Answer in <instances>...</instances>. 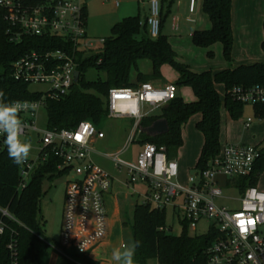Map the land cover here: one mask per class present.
Instances as JSON below:
<instances>
[{
    "label": "built area",
    "instance_id": "2783aa9c",
    "mask_svg": "<svg viewBox=\"0 0 264 264\" xmlns=\"http://www.w3.org/2000/svg\"><path fill=\"white\" fill-rule=\"evenodd\" d=\"M139 1L148 5V15L142 24L147 26L151 37L157 38L162 32V0ZM85 4L84 0H53L30 6L21 0H0V6L7 10L6 19L18 28L12 33L13 40L21 41L24 35L54 36L67 41L71 48L33 50L12 66L16 80L48 87L38 91L43 93L41 98L22 100L35 105L19 114L24 126L22 138L34 131L43 134L38 158H28L21 166L20 186L27 185L37 167L47 162L51 154L57 158L58 173L67 175L61 240L57 243L44 237L41 240L59 255L77 262L71 252L89 257L106 239L109 233L106 197L113 187L114 177L96 164L93 157L99 153L110 158L118 168L126 169L127 185H146L141 203L161 210L172 207L181 223L188 224L189 230L197 231L202 221L208 223L205 234L215 233L216 238L207 249L206 264H264V190L257 185L248 186L244 191L240 188L242 179L255 171L262 146L227 143L209 161L207 168H196L185 181L180 179L178 160L169 156L165 145L143 142L136 161L121 158L130 144L140 140L145 131L141 126L143 119L177 97L175 83L156 86L152 82H142L110 89L106 99L108 117L133 122L129 143L115 154L96 150V141L103 139L105 134L91 121L81 122L73 129L48 128L43 132L38 129V110L45 107V99L69 92L75 83L79 54L84 55L93 47L86 30ZM195 5L196 0H191V12L195 11ZM173 27L178 28L175 21ZM99 40L105 42V38ZM230 94L244 105L264 104V82L236 85ZM251 123L252 118H249L246 126L250 127ZM0 141L7 147L3 134H0ZM221 180L225 181L224 185L220 184ZM224 186L240 192L235 199L239 203L237 206L218 203V199L223 198ZM161 229L167 231L168 226ZM3 232L1 224L0 235ZM8 247L14 255V243Z\"/></svg>",
    "mask_w": 264,
    "mask_h": 264
},
{
    "label": "trees",
    "instance_id": "16d2710c",
    "mask_svg": "<svg viewBox=\"0 0 264 264\" xmlns=\"http://www.w3.org/2000/svg\"><path fill=\"white\" fill-rule=\"evenodd\" d=\"M21 1L25 5L36 6L53 0ZM232 3L233 0H204V11L209 15L212 27L209 30H196L192 35L194 44L199 47L209 48L221 42L224 57L229 65H232L234 46ZM6 14L7 10L0 6V91L5 93L3 100L12 102L39 99L43 95L42 92L31 91L29 83L14 78L13 63L33 50H71L70 44L54 36L24 35L21 41H15L12 39V33L18 28L9 23ZM84 15L87 22V4L84 6ZM166 16L167 14H162V32L157 38L150 36L147 26L142 24L140 15L127 16L113 25L112 34L105 38L102 51L86 57L79 54V82H75L69 92L56 93L45 99L48 128L73 129L84 121H91L101 127L109 114L107 100L103 98L107 99L111 88L131 87L152 79H162V68L168 64L179 74L176 86L191 87L196 100L188 102L177 96L158 113L143 119V129L159 119H166L169 130L165 134L157 135H149L144 131L139 142L149 141L159 146L165 145L169 156L174 158L184 143V125L192 116L201 114L196 128L203 134L204 144L196 168H207L209 161L221 150L222 106H225L234 120L239 119L243 113L245 105L234 99L230 94L231 88L264 82V61L230 66L217 72H196L188 64L179 61L169 37L163 33ZM262 48L264 50V40ZM208 55L214 57L212 51H209ZM145 59L152 62V72L149 74L143 73L139 68V61ZM90 68H95L105 77L94 81L86 80L85 72ZM133 71H136V80H132ZM219 84L225 86L223 99L217 88ZM253 107L256 115L264 119V104ZM57 164V158L51 154L47 162L37 167L27 185L21 187L22 165L15 164L9 158L7 147H3L0 141V225L4 226V232L0 235V264H35L40 259L38 241L43 237L39 219L40 201L44 194L42 180L46 174L58 172ZM263 172L264 146L255 171L251 176L242 179L241 190L257 185ZM134 220V238L135 241H140V247L135 253L139 264H148V260L154 257L158 259L159 264L207 263V249L215 240V233L191 235L188 224L185 223L181 235L170 234L161 229L167 226L166 210L156 209L144 203L136 205ZM11 242L15 247L14 255L8 247ZM84 264L101 262L85 256Z\"/></svg>",
    "mask_w": 264,
    "mask_h": 264
},
{
    "label": "rangeland",
    "instance_id": "374dc122",
    "mask_svg": "<svg viewBox=\"0 0 264 264\" xmlns=\"http://www.w3.org/2000/svg\"><path fill=\"white\" fill-rule=\"evenodd\" d=\"M88 9V21H87V34L93 41V47L90 50H86L85 57L98 53L103 50V43L100 42V38L109 37L112 34L113 25L119 21L123 15L124 3L127 0H84ZM134 1V0H131ZM136 7H137V1ZM255 4L254 12L252 13V25L251 30L244 35L238 37L233 47V61L232 64H236L241 58L246 55L256 56L255 62L264 61V50L262 48V39L264 36V23L261 19V9L264 7V0H252ZM117 3L120 6H117ZM190 0H175L172 11L166 12L167 16L163 26V33L176 42L177 49H175L185 59L187 57H194L196 62V53L198 51H204L205 48L199 47L191 40L190 33H193L195 29H199L202 26L205 15L202 10V0H197V14L195 18L198 23L188 20ZM134 4V5H135ZM257 6V9H256ZM134 12L137 13V8ZM144 20V14L141 13ZM179 16L181 20L178 22L179 28L173 27L174 16ZM261 20V22H260ZM221 45V44H219ZM220 51H216L214 48V59L209 60L211 66H219L225 62L221 48ZM198 54V53H197ZM204 54V55H205ZM179 56V61L182 62V57ZM207 57V55H206ZM140 69L149 71L151 66L150 60L139 61ZM236 66V65H234ZM103 73H99L95 68H90L85 72V79L88 81L98 80L104 78ZM177 71L174 68L167 70L166 78L169 80H176ZM132 79H136V71L132 73ZM156 79L149 80L152 82ZM48 87L44 84L32 83L30 84L31 91H44ZM222 99L225 96V89L219 90ZM193 90L189 86H179L177 96L183 97L186 101L193 100ZM103 99L106 100L104 97ZM148 108V107H147ZM159 111L153 112V114ZM201 114L192 116L183 127V140L184 143L178 153V159L182 164L188 159L191 160L189 165L192 168L183 166L181 168V181H185L187 175L195 172V165L197 159L195 158L200 145L203 144V136L201 132L196 128V123L200 120ZM248 118H252L251 126L248 128L246 123ZM264 119L256 115L255 109L252 105H245L241 117L237 120H232L228 111L222 106V130L221 141L227 136L229 142L233 140L237 143L243 144H260L264 146V131L256 130L260 124H263ZM37 126L42 132L48 129V113L45 107H41L38 110ZM104 131L105 137L98 139L95 143L97 151L108 154H115L122 150L128 143L133 128V122L129 119L110 118L108 117L101 125ZM263 130V129H262ZM259 134L257 140L253 141L252 138L255 134ZM43 133L31 132L25 140L31 142L32 149L29 159L36 160L39 155L41 142L40 138ZM262 134V135H260ZM141 139V136L140 138ZM142 149V143L135 141L130 144L126 151L121 155L124 160L136 161L140 150ZM94 160L102 169L109 172L114 177L113 187L110 191V195H107V206L109 211V235L105 239L104 243L98 245L90 254L96 255L98 261L105 264H116V261L112 259V251L115 248H120L126 244H131L135 241L133 234L134 225V211L138 203L142 202V194L146 192L145 185L141 183L127 185L128 174L126 169L118 168L116 164L108 157L102 154H94ZM54 175V176H53ZM67 175L58 174V172L48 173L42 180L43 196L40 201V213L39 219L42 224L43 237L49 240L51 243L60 242L61 230L63 223V213L65 205V191H66ZM221 185L225 184V181L221 180ZM259 188L264 190V172L260 175ZM240 196V192L237 189H229L224 186L223 198L218 199V203L227 206H237L239 203L235 199ZM166 223L168 226L167 232L173 235H181L184 232V225L181 223L178 215L174 212L172 207L166 209ZM171 228V229H169ZM208 231V223L202 221L198 225V230H189L191 235H204ZM38 248L40 252V259L35 264H76L75 262L68 263V259L55 254V250L50 245H47L43 240L38 241ZM78 263H84L85 255H75L76 252H71ZM135 264H139L135 259ZM148 264H159L156 257L148 260Z\"/></svg>",
    "mask_w": 264,
    "mask_h": 264
},
{
    "label": "crops",
    "instance_id": "0c3cea01",
    "mask_svg": "<svg viewBox=\"0 0 264 264\" xmlns=\"http://www.w3.org/2000/svg\"><path fill=\"white\" fill-rule=\"evenodd\" d=\"M256 2H257V0H255ZM136 1L134 0V1H131V0H127V2H125L124 4V10H126V12L124 11V12H122V15H123V17L121 18V19H123V18H125V17H127V16H136V15H140L141 17H142V15H141V13H143L144 14V20H143V18H142V21H145V19H146V17H147V15H148V5L147 4H144V3H141L139 0L137 1V7H136ZM175 3V0H162V7H163V13H165L166 14V12H167V10L168 11H172V7H173V4ZM135 4V5H134ZM190 5H191V0H190V3H189V7H188V11H189V16L187 17L188 18V20H190V21H192V22H194L195 24H197L198 23V20L195 18V15L197 14V0H196V5H195V11L194 12H191L190 11ZM117 6L119 7L120 6V4H118L117 3ZM134 6H135V9L137 8V13L136 12H134ZM202 7V10H203V14L205 15V17H204V21H203V24H202V26L201 27H199V29H195V31L196 30H209V29H211V27H212V22H211V19H210V17H209V15L204 11V0H202V5H201ZM254 7H255V4H253V2H252V0H233V3H232V29H233V35H234V41H236V39H238V37H239V35L240 36H242V35H244L245 37L247 36L245 33H247L248 31H250L251 30V25H252V13L254 12ZM256 9H257V6H256ZM261 19L263 18V23H264V7H262V9H261ZM120 19V20H121ZM119 20V21H120ZM181 20V18L179 17V16H174V21L177 23V25H178V28H179V24H178V22ZM118 22V21H117ZM260 22H261V20H260ZM173 24H174V22H173ZM264 26V25H263ZM194 31V32H195ZM193 32V33H194ZM193 33H190V35L189 36H191V40H192V42H193V39H192V35H193ZM89 37V36H88ZM103 38H106V37H103ZM263 40H264V36H263V39H262V42H263ZM170 41V43H171V45H172V47H173V49L175 50V49H177V46H176V42H174L172 39H170L169 40ZM219 44H221V45H219ZM234 46H235V42H234ZM233 46V47H234ZM203 48H205V47H203ZM214 48H216V51H220V49L219 48H221V50H222V53H223V44L221 43V42H217V43H215V44H213L212 46H210L209 48H205V52H206V54L204 53V51H198L197 53H196V51H195V56L197 57L196 58V62H194L195 60H194V57L192 56L191 58H189V57H187V59H185L183 56H181L176 50V53L178 54V56H181L182 57V62H184V63H186V64H188L190 67H191V69L192 70H194V71H196V72H202V71H206V70H212L213 72H217V71H219V70H221V69H223V68H228V67H230V66H232V67H236V66H239V65H241V64H251V63H254L255 61L253 60L254 59V57H256V56H252V55H246L245 54V56L243 57V58H241L236 64H232V65H229L228 63H227V61H226V59H225V57H224V59H225V62H223L221 65H219V66H215V67H213V66H211V63H210V61L208 60L207 61V59L209 58L210 60H213L214 59V57H210L209 55H208V52L209 51H212L213 53H214ZM205 54V55H204ZM215 54V53H214ZM206 55H207V57H206ZM232 55H233V51H232ZM215 56V55H214ZM223 56H224V53H223ZM145 60H147V59H145ZM142 61V60H141ZM148 61V60H147ZM234 65H236V66H234ZM170 65H168V64H166V65H164L163 66V68H162V74H163V76H164V78H162V79H156V80H154V81H152V83L154 84V85H156V86H164V85H166V84H168V83H176V80L174 81V80H169V79H167L166 78V73H167V70L168 69H170ZM139 68H140V66H139ZM172 68V67H171ZM141 70V69H140ZM142 71V70H141ZM143 73H145V74H149V73H151L152 72V62H151V66H150V68H149V71H146V70H143L142 71ZM177 76L178 77H176V79H178L179 78V74H178V72H177ZM133 80V79H132ZM134 80H136V79H134ZM179 88V87H178ZM217 88H218V90H221V88L222 89H225V86L223 85V84H219V85H217ZM193 94H194V92H193ZM221 94V93H220ZM193 100H191V101H194V100H196V96H195V94L193 95ZM222 97V96H221ZM186 101V100H185ZM188 102H190V101H188ZM225 107V106H224ZM226 109V108H225ZM227 110V109H226ZM160 111V110H159ZM229 113V112H228ZM229 116H230V114H229ZM201 117H202V115H201ZM231 117V116H230ZM201 119V118H200ZM232 119V118H231ZM249 119V118H248ZM232 120H234V119H232ZM199 121V120H198ZM245 123H247V122H245ZM249 128V127H248ZM263 129V130H262ZM221 130H222V109H221ZM256 130H260V132H262V131H264V122H263V124H260L258 127H256ZM262 133H264V132H262ZM202 134V133H201ZM258 133L257 134H255L254 136H253V138H252V140L253 141H255V140H257V137H258ZM260 135H262V134H260ZM202 136H203V134H202ZM221 138H222V136H221V131H220V143H221V147L223 146V145H225V144H227V143H237V141H235V140H233V142H229V140H228V137L226 136L225 138H224V141H221ZM203 144H204V136H203ZM203 144H201L200 145V148H199V150H198V152H197V154H196V156H195V158L197 159V162H198V159H199V156H200V153H201V149H202V146H203ZM250 145H258V146H260V144L258 143V144H250ZM181 149V148H180ZM180 149H179V151H180ZM179 151H178V153H179ZM175 159H177L178 160V162H179V166H180V179H181V172L183 173V171H182V169L181 168H184L185 166H187V168H192L190 165H189V163H191L190 161L191 160H187V161H184V164H182V167H181V162L179 161V159H178V154H177V156H175L174 157ZM184 166V167H183ZM196 166H197V164L195 165V167H194V169H196ZM185 169V168H184ZM187 177H188V175H187ZM187 179V178H186ZM260 179V178H259ZM258 183H259V181H258ZM258 183H257V186H258ZM144 185V184H143ZM145 187H146V185H145ZM259 187V186H258ZM147 188V187H146ZM263 190V189H262ZM108 195H110V193L108 194ZM108 235H109V233H108ZM108 237V236H107ZM106 237V238H107ZM105 241V240H104ZM104 241L101 243V244H103L104 243ZM100 244V245H101ZM99 245V246H100ZM98 247V246H97ZM96 247V248H97ZM55 254L57 255V256H59V254L57 253V252H55ZM89 257L91 258V259H95V260H97V258H96V255H89ZM72 261H69L68 260V263H71ZM76 264H82V263H78V262H75ZM84 264V263H83ZM101 264H105V263H103V262H101Z\"/></svg>",
    "mask_w": 264,
    "mask_h": 264
},
{
    "label": "clouds",
    "instance_id": "9594fccd",
    "mask_svg": "<svg viewBox=\"0 0 264 264\" xmlns=\"http://www.w3.org/2000/svg\"><path fill=\"white\" fill-rule=\"evenodd\" d=\"M5 93L0 91V134L4 135V144L10 159L17 165L26 164L31 153V142L22 138L23 122L19 118L22 111L34 108L29 101L15 100L5 102ZM140 241H134L112 251V259L116 264H135V253Z\"/></svg>",
    "mask_w": 264,
    "mask_h": 264
},
{
    "label": "water",
    "instance_id": "95a60500",
    "mask_svg": "<svg viewBox=\"0 0 264 264\" xmlns=\"http://www.w3.org/2000/svg\"><path fill=\"white\" fill-rule=\"evenodd\" d=\"M81 73L79 70L75 72V82H79ZM169 130V125L166 119H159L153 123L150 127L145 129V132L149 135L165 134Z\"/></svg>",
    "mask_w": 264,
    "mask_h": 264
}]
</instances>
